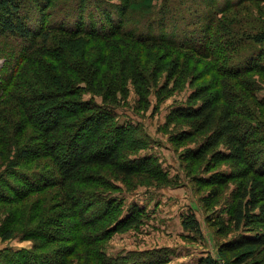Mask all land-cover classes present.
<instances>
[{"label":"trees","instance_id":"16d2710c","mask_svg":"<svg viewBox=\"0 0 264 264\" xmlns=\"http://www.w3.org/2000/svg\"><path fill=\"white\" fill-rule=\"evenodd\" d=\"M58 3L55 4V0H0V35H8L22 43L13 52V56L16 54L18 58L14 67L8 68L7 63L0 66V92L7 96L0 102V147H4L0 149V158L12 145H21L28 137L27 142H41L43 158L52 162L57 175V178L52 177L55 180L42 183L43 178L49 179L47 174L35 177L22 173L18 168L16 174L8 173L7 176L16 175L24 185L21 187L11 180L0 181V202L21 205L27 211L37 204L43 206L45 212H54L56 220L63 216L62 210L65 209L71 218L78 220L73 222L76 232L80 229L90 231L94 240H99L103 231L108 236L139 228L146 211L134 207L129 215L124 216L122 203L111 195L114 189L120 188L112 186L98 192L97 173L106 170L114 181L121 182L131 191L148 180L172 184L157 161L125 162L129 151H139L144 145L135 143L136 146H130L126 133L130 128L118 125V93L126 96L128 85L132 84L148 108L150 81L153 78L157 80L162 73L159 70L152 78L126 39L147 45L167 44L208 58L218 56L217 50L224 53L229 46L226 39L220 37L225 36L219 31L220 15L242 3H228L224 8L206 14V22L200 25L174 18L171 16L173 11L170 18H166L173 4L170 7L165 4L164 11H158V18L146 20V25L137 31L129 28V24L132 25L131 13H128L130 6L126 1L121 7L115 5L116 8L109 5H113L111 0H60ZM180 5L183 3L177 6ZM56 6L58 12L65 8V14L57 17L54 14L53 21L59 22L45 25V13L52 16L50 11ZM118 34L123 36L119 39L122 50L118 66L112 64L106 52L93 60L89 58L88 48L82 47L84 39L80 35L107 40V50L112 46L110 39ZM179 34L181 37L176 39L175 35ZM245 39L264 47V28L245 34ZM233 45L234 48L239 46L236 41ZM27 46L29 49L35 47V50L29 53ZM263 50L261 59L264 58ZM25 58L31 82L27 88L16 92L15 78L19 80L17 73L21 71L18 60ZM244 60H235L225 69L219 68L220 76L239 80L246 73L258 69L261 63V60L254 63L255 58ZM217 81L219 84L214 88L197 87L186 105L170 113L165 125L167 131L173 126L187 128L175 134L174 141L202 137L199 147L188 153L186 161H191V164L186 167L192 169L197 165V172L196 169L191 170L201 175L196 182L210 187L209 194L201 202L206 210L217 212V216L209 218L208 222L217 227L218 235L226 241L219 249L220 259L209 254L198 264H264V128L258 122L248 123L244 128L243 124L251 120V114L248 112L246 117H242L241 110L220 83L219 76ZM9 86L12 87L7 91ZM87 93L94 99L100 97L103 105L84 99ZM254 97L259 106L264 105ZM247 127L257 141H261L256 155L252 150L255 142L248 136ZM27 148L20 149L19 155L23 160L20 167L36 161L29 149L31 146ZM227 165L231 170H222ZM83 192L98 198L87 208L100 203L102 206L94 210L97 216L89 217L81 205ZM34 195L37 198L33 201L31 197ZM225 197L229 199L227 202H223ZM56 220L51 221L52 233H57L52 230L58 228ZM33 221L46 228L49 225L44 218L38 220L36 217ZM183 227L201 234V225L195 214L184 219ZM13 235L14 230L10 227L3 239L10 240ZM48 237L45 239L39 232L29 236V240L34 242V257H37L36 250L42 248L43 241L55 244ZM71 249H65L68 256L74 251L69 253ZM105 258L103 261L106 262ZM11 259L12 256L6 259L5 264L15 262Z\"/></svg>","mask_w":264,"mask_h":264},{"label":"rangeland","instance_id":"374dc122","mask_svg":"<svg viewBox=\"0 0 264 264\" xmlns=\"http://www.w3.org/2000/svg\"><path fill=\"white\" fill-rule=\"evenodd\" d=\"M59 1L55 0V4ZM125 1L130 6L128 13H131L130 23L132 25L129 24V28L135 31L146 25V20L158 18V11L165 4H168V7L173 4V7L165 15L166 18H170L173 11L174 15L171 16L174 18L179 17L180 21L183 18L184 23L188 21L191 24L200 25L206 22V19H204L206 14L218 11L228 3H242L237 7L234 6L225 10L220 15L222 20L220 21L219 31H221V35H225L220 37L226 39V45L229 46L224 53H218L217 50L218 56L208 58L187 49L172 48L167 44L147 45L130 38L126 39L130 43L137 60L141 62L143 68L152 74V78L159 70H162V73H160L157 80L153 78L156 82L153 79L150 81L152 86L148 108L146 107L147 104L140 100L136 88L132 84L128 85L126 96L121 92L118 93L120 102L116 108L117 123L119 126L131 129L126 131L130 146L132 144L136 146L135 143L144 145V148L139 151H129L125 155L127 158L125 162L138 164L137 162L143 159H149L151 162L157 161L167 173V178L172 181V184L163 185L160 182L148 180L131 191L121 182L114 181L106 170L97 173L95 181L98 183H96L99 189L98 192L108 190L112 186L120 188L114 189L111 195L122 203L124 216L129 215L134 207L146 211L139 228H132L125 233L114 232L108 236L103 231L102 236H99V240H94L95 237L92 236L93 234L90 231L80 229L79 232H76L73 222L78 220L75 221L74 218H71V214L65 209L62 210L63 216L56 220L54 212H45L43 206L39 207L37 204L30 206L27 211L21 205L0 202V264H5L6 259L11 258V256V261H15L12 264H50L52 260L50 261L48 257L54 260L53 264H198L202 258L207 257L209 254L219 258V249L226 240L218 235L217 227L208 222L209 218L214 217L217 212L215 214L206 210L201 202L203 197L209 194L210 187H203L196 182V179L201 175L198 176L197 173L194 174L191 170L196 169L197 172V165L192 169L186 167L191 164V161H186L188 153L199 147L202 137L197 136L184 142L174 141L173 136L187 130V128H175L173 126L167 131L165 125L170 113L177 107L186 105L197 87L212 86L214 88L217 83L219 84L217 81L219 76L220 83L234 100L235 106L241 110V116L246 117L248 112V114H251L252 118L243 124L244 128L251 122H258L264 128V105L259 106L258 100L253 99L256 96L264 104V58L261 59L260 56V52L264 47L245 39V34L254 33L256 30L264 28V1ZM125 1L111 0L113 5L110 3L109 5L113 8H116L115 5L121 7ZM180 3H183V5L177 6ZM57 6L51 11L49 9L52 16L45 13V17L47 16L45 25L54 24L55 21L59 22V20L53 21L54 14L56 17L59 14H65L66 9H61L62 11L58 12L56 11ZM169 21H174L172 23L177 22L176 20ZM236 25L238 27H235ZM175 36L176 39L181 37L180 34ZM80 37L84 39L82 47L88 48L90 52L89 58L97 60L106 52L112 64L118 66L122 50L119 43V39L123 37L121 34H118L114 39H110L112 40L110 41L112 46L108 47L107 50V40L85 35H80ZM234 41L239 45L237 48H234ZM20 46H22L21 42L14 41L8 35H0V54L2 55L0 66L7 63L8 68L14 67V62L18 58L16 54L13 56V52ZM32 50L34 51L35 47L28 48L27 52L30 53ZM242 58L248 59V61L255 58L254 63L257 60H261V63L258 65V69L246 73L239 80L226 79V77L220 76L219 68H228L233 61ZM21 60H18L21 67V69L19 68L20 73H17L19 80H17V77L15 78L17 83L15 84L16 92H20L22 90L20 88H27L31 82L27 59ZM250 85L252 88H250ZM12 86H9L7 91ZM251 94H254L253 97L249 96ZM5 95L7 94L5 93ZM6 97L2 96V92H0V102ZM84 99H92L98 105H103L100 97L94 99L89 93L84 96ZM247 132H249L248 136L251 140L253 139L255 142L252 150L256 155L261 141H257L256 136L252 134L248 127ZM27 141L28 137L25 143L12 145L5 152V156L0 158V181L2 183L11 180L22 187L24 183L18 180L16 175L14 177L7 176L8 173L15 172L16 174V170L19 169L22 173H30L35 177L40 176V174H47L49 179L43 178L42 183L57 178L52 162L43 158L41 142L37 140ZM28 146H31L29 149H31L32 157L36 158V161L20 167L22 165L21 161H23L19 155L20 149H28ZM222 170L229 171L231 169L227 165L223 166ZM84 192L81 197V205H83L89 217H92V215L97 216L98 213L94 210L102 205L96 202L93 203L95 204L93 205L94 208L87 209L90 206L89 204L92 201H98V198ZM35 196L31 197L33 201L37 198ZM228 200L225 197L223 202ZM192 214H195L200 222L201 234L186 230L183 227L184 219ZM36 217L38 220L40 218L46 219L49 223L47 228L43 225L39 226L37 221L34 222L33 220ZM53 220H56L58 228L52 230L57 233H52L53 231L50 230L51 221ZM10 227L14 230V235L12 239L6 241L3 239V235ZM35 232L42 234L45 239L49 236L55 241L54 245H50L49 241H43L42 248L36 250L37 257H34L35 253H33L34 242L29 240V236ZM77 241L80 243H77ZM85 242L90 243V245ZM67 247H72L69 253L74 250L71 256L67 255V250H65ZM29 253L30 255H28ZM104 258L107 260L106 262L103 261Z\"/></svg>","mask_w":264,"mask_h":264}]
</instances>
